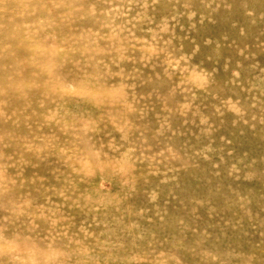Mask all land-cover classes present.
Instances as JSON below:
<instances>
[{"label":"rangeland","instance_id":"obj_1","mask_svg":"<svg viewBox=\"0 0 264 264\" xmlns=\"http://www.w3.org/2000/svg\"><path fill=\"white\" fill-rule=\"evenodd\" d=\"M0 264H264V0H0Z\"/></svg>","mask_w":264,"mask_h":264}]
</instances>
